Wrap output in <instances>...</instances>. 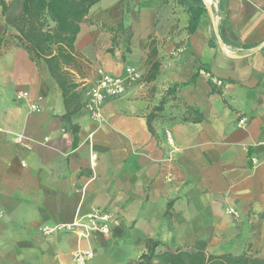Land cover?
I'll use <instances>...</instances> for the list:
<instances>
[{"label": "crops", "instance_id": "1", "mask_svg": "<svg viewBox=\"0 0 264 264\" xmlns=\"http://www.w3.org/2000/svg\"><path fill=\"white\" fill-rule=\"evenodd\" d=\"M203 2L212 14L192 32L176 0L94 4L74 40L85 67L68 115L45 65L0 45V264H72L79 249L94 252L86 264H134L149 238L264 258V0ZM126 64L141 83L91 117L96 68ZM94 207L116 217L107 235L41 231Z\"/></svg>", "mask_w": 264, "mask_h": 264}, {"label": "trees", "instance_id": "2", "mask_svg": "<svg viewBox=\"0 0 264 264\" xmlns=\"http://www.w3.org/2000/svg\"><path fill=\"white\" fill-rule=\"evenodd\" d=\"M98 1L0 0V12L4 20L0 45L14 39L17 45L28 51L32 60L45 65L50 78L61 91L66 108L64 115L69 114V109L73 112L79 107V82L76 75L83 74L85 64L75 51L74 40L80 31V23ZM176 2L185 7L188 13L187 30L192 32L207 12L203 0ZM107 30L111 39L125 32L122 22L116 28L107 27ZM152 66L156 68L158 63ZM170 92L171 89L168 90ZM159 108L160 105L156 107ZM160 245L157 239H147L146 250L134 264H264V258L247 252L214 254L193 248L158 249Z\"/></svg>", "mask_w": 264, "mask_h": 264}, {"label": "built area", "instance_id": "3", "mask_svg": "<svg viewBox=\"0 0 264 264\" xmlns=\"http://www.w3.org/2000/svg\"><path fill=\"white\" fill-rule=\"evenodd\" d=\"M142 79L141 70L132 64H126L123 72L119 75L111 74L103 68L97 67L96 78L85 92L84 109L91 117L100 118V110L105 100L124 95L128 87L141 83ZM26 94L24 91L19 96L23 97ZM31 108L33 110L39 109L37 104H32ZM243 122H245L244 118L239 120V123ZM165 135L168 143L173 145V138L169 129L165 130ZM251 160L254 162L255 158L252 157ZM227 213L237 216V211L234 208H228ZM115 221L116 217L112 212L94 207L72 222L55 226L45 225L41 231L46 235L53 233H74L80 237L97 233L107 235L110 232L111 224ZM93 256L94 252L90 249L76 250L72 254V264H86Z\"/></svg>", "mask_w": 264, "mask_h": 264}, {"label": "water", "instance_id": "4", "mask_svg": "<svg viewBox=\"0 0 264 264\" xmlns=\"http://www.w3.org/2000/svg\"><path fill=\"white\" fill-rule=\"evenodd\" d=\"M206 4V3H205ZM206 7H207V9L209 10V12L212 14V8L208 5V4H206Z\"/></svg>", "mask_w": 264, "mask_h": 264}, {"label": "rangeland", "instance_id": "5", "mask_svg": "<svg viewBox=\"0 0 264 264\" xmlns=\"http://www.w3.org/2000/svg\"><path fill=\"white\" fill-rule=\"evenodd\" d=\"M207 19L209 18V16L206 17Z\"/></svg>", "mask_w": 264, "mask_h": 264}, {"label": "bare ground", "instance_id": "6", "mask_svg": "<svg viewBox=\"0 0 264 264\" xmlns=\"http://www.w3.org/2000/svg\"><path fill=\"white\" fill-rule=\"evenodd\" d=\"M209 1V0H208Z\"/></svg>", "mask_w": 264, "mask_h": 264}]
</instances>
